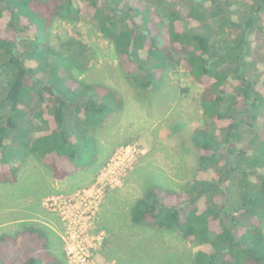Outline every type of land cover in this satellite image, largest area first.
Instances as JSON below:
<instances>
[{
    "label": "trees",
    "instance_id": "obj_1",
    "mask_svg": "<svg viewBox=\"0 0 264 264\" xmlns=\"http://www.w3.org/2000/svg\"><path fill=\"white\" fill-rule=\"evenodd\" d=\"M80 1L0 0V21H6L0 26V181H17L19 169L12 161L25 155L40 158L60 180L94 162L97 131L109 114L122 109L120 94L74 79L73 66H80L76 55L56 51L42 34L57 19L89 16L82 9L92 7L99 31L114 45L123 68L127 58L141 73L139 78L127 71L131 85L160 87L158 71L183 64L204 85V118L224 123L213 130H189L188 141L198 153V178L181 194L148 187L133 204L131 224L173 232L198 247L183 256L168 252L170 261L162 255L163 264H264V94L257 90L263 54L251 60L255 43L263 46L264 0H173L176 4L164 15L154 12V0H136L140 6L130 0L127 7L129 0ZM178 22L184 24L181 30ZM189 22L198 27H188ZM229 79L238 84L231 92ZM71 106L73 125L66 119ZM33 121L47 127L38 136L25 128ZM85 154L90 156L83 162ZM51 234L47 227L31 225L1 235L0 264H65L52 252Z\"/></svg>",
    "mask_w": 264,
    "mask_h": 264
},
{
    "label": "rangeland",
    "instance_id": "obj_2",
    "mask_svg": "<svg viewBox=\"0 0 264 264\" xmlns=\"http://www.w3.org/2000/svg\"><path fill=\"white\" fill-rule=\"evenodd\" d=\"M75 1L77 4L82 3L80 0ZM131 2L138 6L144 5L136 0ZM245 3H250V0H245ZM129 4L130 0L125 7ZM174 4L176 3L173 0H154L153 10L164 15ZM94 10L92 7L87 11L82 9L83 14L89 13V16H83L76 21L57 19L42 34L56 51L76 55L80 66H73L71 73L74 79L115 89L120 94L123 107L115 108L116 111L109 114L110 117L108 116L105 124L97 131L98 148L94 162H88L65 179H56L52 167L37 156L25 155L24 159L15 158L12 161L19 169L17 181H0V236L14 234L25 226L47 227L53 232L50 236L52 252L68 264L62 237L65 235L64 224L59 214L51 209L59 211L64 207L61 200L73 198L80 190L97 185L101 170L116 149L131 146L139 151L132 169L121 177L120 185L102 189L98 203L90 206L91 211L96 212L95 220L92 215L87 219L90 230L93 229L91 222H95V230L90 235L99 233L102 236V244H96L97 261L109 260L116 264H163L162 255L170 261L168 252H174L177 256L194 254L198 250L196 244L173 232L134 227L131 224L130 211L136 200L152 185L180 194L184 192L199 175L198 153L188 141L189 130L196 127L213 130L224 123H215L204 118L201 106L204 85L197 83L183 64L170 67L164 74L158 71L156 78L160 87L154 86L146 90L131 85L127 71L139 78H142L141 73L127 58H124L123 68L114 45L99 31V25L92 16ZM5 22L1 20L0 26H4ZM136 23H141L140 19H136ZM261 24L264 29V13L261 15ZM177 25L180 30L181 27L184 28L183 22H178ZM187 26L192 29L198 27L191 22ZM28 33L31 32L24 33V36H28ZM260 33L263 34V46L257 39L253 40V43L257 42L251 60H259L260 53L264 59V30ZM164 42L167 43L168 39ZM62 71L60 74H63ZM260 71L262 76L257 90L264 94V66H260ZM253 72L254 79L257 69ZM64 75L62 78L67 80L69 75ZM41 77L48 79L43 74ZM72 85L76 87L75 84ZM234 87L236 89L238 84L229 79L227 91H233ZM72 107L66 109V119L71 125L76 120ZM243 109L248 110V107ZM263 120L260 118L261 122ZM30 123L25 124V128L28 126L32 136H38L47 128L37 121ZM85 155L83 162L90 156ZM2 167L0 157V169ZM53 198L55 201H49ZM173 202L179 203V199H174ZM261 221L264 232V217ZM0 248L1 256L3 248ZM130 253H133V261L128 259ZM164 264L167 263L164 261Z\"/></svg>",
    "mask_w": 264,
    "mask_h": 264
},
{
    "label": "built area",
    "instance_id": "obj_3",
    "mask_svg": "<svg viewBox=\"0 0 264 264\" xmlns=\"http://www.w3.org/2000/svg\"><path fill=\"white\" fill-rule=\"evenodd\" d=\"M138 155L139 151L135 147L117 148L110 161L101 170L97 185L80 190L73 198L61 200L64 207L59 211L51 209L52 212L59 214V218L64 224L65 235L62 237L68 264H116L109 260L97 261L96 244H102V236L99 233L90 235L91 231L95 230V222H91L93 229L90 230L87 219L92 215L95 220L96 212H92L90 206L98 203L99 193L102 189H111L120 185L121 177L132 169ZM96 188H98L97 191ZM50 200L55 201L54 198Z\"/></svg>",
    "mask_w": 264,
    "mask_h": 264
},
{
    "label": "water",
    "instance_id": "obj_4",
    "mask_svg": "<svg viewBox=\"0 0 264 264\" xmlns=\"http://www.w3.org/2000/svg\"><path fill=\"white\" fill-rule=\"evenodd\" d=\"M136 36V34H134V37ZM133 47V44L131 45V48Z\"/></svg>",
    "mask_w": 264,
    "mask_h": 264
},
{
    "label": "flooded vegetation",
    "instance_id": "obj_5",
    "mask_svg": "<svg viewBox=\"0 0 264 264\" xmlns=\"http://www.w3.org/2000/svg\"><path fill=\"white\" fill-rule=\"evenodd\" d=\"M246 107V105H244V107L243 108H245Z\"/></svg>",
    "mask_w": 264,
    "mask_h": 264
},
{
    "label": "crops",
    "instance_id": "obj_6",
    "mask_svg": "<svg viewBox=\"0 0 264 264\" xmlns=\"http://www.w3.org/2000/svg\"><path fill=\"white\" fill-rule=\"evenodd\" d=\"M76 190V188H74ZM78 189V188H77Z\"/></svg>",
    "mask_w": 264,
    "mask_h": 264
}]
</instances>
